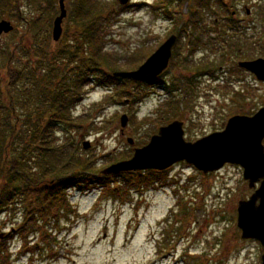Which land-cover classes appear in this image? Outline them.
Returning <instances> with one entry per match:
<instances>
[{"label": "rangeland", "instance_id": "obj_1", "mask_svg": "<svg viewBox=\"0 0 264 264\" xmlns=\"http://www.w3.org/2000/svg\"><path fill=\"white\" fill-rule=\"evenodd\" d=\"M55 1L57 6L58 0ZM101 1L115 6L117 2L120 4L119 0ZM131 1L134 5L125 11L121 12L119 7L113 9L114 19L108 26L110 37L106 39L103 48L105 52H111L119 59L122 68L112 71L104 66L103 71L114 73L138 69L163 43L168 32L174 30L173 33L180 36L179 26L183 22L175 25L172 20L164 17L163 9H168L178 20H184V26H181L183 29L188 26L185 20L191 14L190 7L196 6L197 2L166 0V3H162L157 10H153L151 5L157 0ZM144 1L147 5H137ZM225 3L230 5L229 12L236 10L234 17L247 33L248 39H242L243 53L239 51V47L230 48L225 57L226 61H223L221 52L213 51L211 46H208L198 49L192 55L185 30L175 45L177 50L181 51V54L174 55V59L179 61L180 65L172 61L162 80L166 85L178 78L176 75L185 74L193 78L196 91L188 95L187 91L190 89L187 87L174 91L173 94L161 90L158 92L161 94L160 100L159 97L151 96V92L157 91L158 88L147 89L141 100L135 102L132 97H127L128 94L121 93L123 88L136 93L137 87L132 82L124 83L127 86L120 88L118 84L106 86L86 83L83 90L84 99L81 105L75 106L78 114L76 117L79 120L83 119V124L81 123V127H77L74 132L59 129L56 134L54 133L56 142L65 143L69 153L74 152L82 159L93 157L96 159L98 170L102 171L113 163L130 158L135 147H142L150 141L151 136L155 134L153 130L158 132L159 127L166 123L165 119L171 111L167 109L168 99L176 101L173 107L176 106L177 109L176 112L173 111L175 115L169 117L170 121L174 119L184 121L185 138L188 141H195L211 132L223 130L228 119L235 114L249 115L257 111L264 104V82L236 65L240 60L264 58V0H225ZM23 4L19 7L23 16L29 20L37 17L35 24L37 29L41 30L39 33L41 38L42 34L44 39L50 34L48 40L51 39L52 29L49 32L48 27L54 14L53 6L45 7L46 12L41 13L26 2ZM247 7L250 9L249 14ZM57 9L54 10L56 15L59 14ZM220 9V15L212 17L219 23L227 14L225 7L221 6ZM212 15L205 13L203 18L205 24L202 23L201 28L207 26L208 22V25H211ZM8 19L15 24L16 29L0 37V69L5 76V79H0V90H5V96L0 103V114L5 116L10 114L9 99L6 96L9 80L5 74L7 67L12 65L20 68L24 65L22 72L31 77L33 75L34 85L35 73L34 71L32 74L28 73L26 69H33L32 66L34 69L38 68V65H34L36 64L34 58L29 65V62L27 66L23 64V60L31 55L33 57L35 52L32 47L34 41L31 37L33 31H29L30 26L22 22L20 14L15 12ZM64 24L65 46L68 44L73 46L75 26L66 25L65 22ZM220 25L222 27V24ZM190 27L187 29L194 31ZM212 30L210 35H214L218 29ZM26 33H29L30 37L25 43L31 41L30 48L23 43L15 51L12 62H9L14 44L19 43L21 35ZM194 33L199 34L197 31ZM210 35L204 36L205 41ZM48 42V45L51 42L52 44L47 55L54 58L51 52L55 45L52 40ZM236 45L240 46V43L236 42ZM28 49L32 51L31 54ZM22 55L28 57L24 59ZM40 56L43 57L44 52ZM188 57L192 64H181V59ZM197 62L216 65L212 69L214 75L197 76L195 68L204 64H196ZM48 63L46 62V65ZM62 63L63 65L59 66L61 72L68 71L71 67L75 68L66 60H62ZM57 79H60L59 74ZM54 80L56 81V77ZM29 87L28 93L36 97L37 87ZM240 89H244L248 97L237 103L239 99L237 91ZM20 90L22 89L19 85L16 93ZM129 99L132 101H127ZM2 104L4 107L1 108ZM124 113L130 119L122 132L121 116ZM131 116H134L133 121ZM145 117L155 118L160 122L149 119L141 124ZM2 118L0 117V120ZM3 121L2 119L0 124ZM22 128L25 132L23 122L19 123V130L23 132ZM128 137H133L135 143L130 144ZM84 141H90V147L84 148ZM165 175L163 183L143 188L141 192L132 188L133 191L131 189L127 197H123L120 192V195L114 196L112 190L115 188L111 184L88 188L87 192H82L79 188L69 189L65 192L67 200L80 214L76 219L74 217L60 219L59 226L57 224L54 229L51 228L52 225H48V232H52V237H56L52 249L45 246L47 240L43 234L39 235L40 233L38 235L28 233L30 236L27 235L29 243L26 247L20 237L8 239L15 234L17 224L14 222L15 219L12 220L10 217L6 219V215L3 216L6 225L4 228L0 225V235L4 232L10 233L2 240L8 239L11 251L10 261L3 264H261L264 247L256 239H243L242 231L237 225L239 200L249 198L258 187H249L240 166L228 163L219 171L204 174L192 164L179 162L169 168ZM118 181L121 182L122 177ZM186 207L191 214L188 220L184 221L182 215ZM41 223L47 224L44 221Z\"/></svg>", "mask_w": 264, "mask_h": 264}, {"label": "trees", "instance_id": "obj_2", "mask_svg": "<svg viewBox=\"0 0 264 264\" xmlns=\"http://www.w3.org/2000/svg\"><path fill=\"white\" fill-rule=\"evenodd\" d=\"M196 1V6L190 7L191 14L188 16L190 21L187 24L192 23L193 28L195 26L194 31L199 30V34H194V31H192L189 35H186L191 47L190 53L193 55L198 49L211 46L213 51L221 52L223 61H226L225 57L231 49L239 47V51L243 53L241 47L244 41L242 39L247 38V33L244 31L242 24L233 16L232 11H228L230 5H227L225 0ZM24 2L30 7L33 6L34 9L37 8L41 13L42 11L46 12L45 7L53 6L54 14L50 18L52 22L48 27L50 32L56 17L54 10L57 7L59 9L58 4L55 6V0H0V21L11 18L14 12L20 14L21 21L28 23L30 26L29 31H33L34 43L37 45L39 41L44 42L46 47L43 49L49 53L47 51L50 47L48 41H51V39L46 41L43 34V39L41 38V34H39L41 30L37 29L35 24L37 21L35 18L37 17L29 20L26 16H23L19 7L23 6ZM158 3L161 5L164 2L160 1ZM66 6L68 9V16L65 19L66 25H74L76 31L74 34H84L89 42L90 82L106 86H116L118 84L119 88L120 86H127L124 83L132 82L136 85L137 92L132 93L123 88L121 93L128 94L127 97H132L135 102L139 99L141 100L146 94V89H144L146 87H142L141 82H135L128 78L114 77L113 73L103 71L104 66L112 71L122 68L119 65L121 64L119 59L113 56L111 52H105L103 48L106 45V39L110 37L108 26L114 19L113 9L119 7L120 11H123L125 6L118 4V2L115 6L101 0H68L66 1ZM221 6L227 9V14L220 19L219 23L212 17L220 15ZM165 11L168 12L167 9ZM205 13L206 15L213 14L210 16L212 19L211 25H208V22L207 26L204 25L205 27L201 28L200 26L205 22L203 19ZM37 15L39 14L37 13ZM220 24H222V27ZM212 29H218L214 35H210V31H213ZM206 34L210 35V38L205 41L204 36ZM49 37L50 34L48 35ZM76 41L77 38L75 37ZM236 42L240 43V46L236 45ZM23 43H25V36L22 34L19 43L16 42L14 44V50H12L13 53H11L9 60L15 56V51ZM36 45L33 46L34 49L37 47ZM83 47V45H66L59 48V52L60 55L73 56L77 55ZM28 51L30 54L32 53L30 49ZM180 53L181 51H176V54ZM189 58L183 59L181 64L191 65ZM202 63L204 62H197L196 64ZM212 66L209 63L197 66L195 68L197 76L200 75L199 73H204L202 69H211ZM47 74L49 80L45 78L46 74L42 75L41 82L37 86L35 93L36 97H33L32 93L27 94L26 100L19 99V96H13L8 102L10 114L6 116L0 114V117H3L2 119L4 120L0 124V225L4 228L6 219L9 217L12 220L15 219L14 222L17 224L15 234L8 239L14 236L16 238L20 237L21 240H24V247H26L29 243L27 240L30 234L38 235L40 233L39 235L43 234V237L47 240L45 246L52 249L56 237H52L53 233L48 232V225H52L51 228L54 229L57 224L59 226L60 219H72V217L76 219L80 214L67 200L65 192L69 189H86L111 184L115 188L112 190L114 196L120 195V192L123 197H127L130 195L129 192L132 188L141 192L144 190L143 188L155 187L156 183L164 182L166 175L165 171L152 169L130 171L119 175H103L97 168L96 159L93 157L82 159L75 155L74 152L69 153L65 143H57L54 133L56 134L59 129H63L66 132H74L77 127H81V123L84 120H79L78 117L72 115L73 107L76 106L75 97H72L70 92H66L62 87L56 88L53 84V69L48 71ZM35 75H37V72H35ZM177 80H181L184 86L190 89L187 91L188 94L191 95L196 91L193 78L180 74L178 78L172 80L173 87L176 86ZM167 88L168 90H173L172 86ZM76 92H78V89L75 84L74 95ZM4 96L5 90L1 89L0 103ZM237 96L239 98L237 100L238 103V101L245 100L248 93L245 94L244 89H240L237 91ZM169 106L167 109L171 111L165 119L166 123L170 121L169 117L174 116V112L177 111L176 106L173 107L172 103ZM2 107H4L3 104ZM160 114L162 115L161 111ZM149 119L160 122L158 119L145 117L141 124H144ZM131 120H134V116H131ZM21 122H23L25 132L23 128V132L19 130V123ZM166 123L164 122V124ZM156 132L154 129L153 133ZM122 158L125 159L127 157ZM121 177L122 181L119 182L118 179ZM190 214L191 211L186 207L182 215L184 221L188 220ZM3 216L6 217L5 220H3ZM41 221L47 224L45 225ZM8 239H0V264L10 261L11 251ZM42 245L41 247H43Z\"/></svg>", "mask_w": 264, "mask_h": 264}, {"label": "water", "instance_id": "obj_3", "mask_svg": "<svg viewBox=\"0 0 264 264\" xmlns=\"http://www.w3.org/2000/svg\"><path fill=\"white\" fill-rule=\"evenodd\" d=\"M126 4L129 0H119ZM60 14L54 20L53 39L59 41L63 34V21L67 17L66 0H59ZM249 13V10H248ZM14 24L7 19L0 21V36L14 30ZM177 37L172 35L138 69L116 71L115 77L131 78L137 81H152L168 66L172 48ZM239 65L264 81V58L240 61ZM2 71L0 70V78ZM129 116H121V129L128 125ZM264 106L254 115L231 117L223 131L213 132L195 141L185 138L184 122L174 120L161 126L149 143L137 147L130 159L121 160L102 170L103 174H119L125 171L157 169L164 170L178 161L193 164L207 173L222 168L226 163H237L244 167V177L250 187L263 178L258 189L247 200L239 201L237 224L243 239H257L264 247ZM134 143L132 137L128 138ZM84 148L90 141H84ZM1 237V235H0ZM264 264V253L262 262Z\"/></svg>", "mask_w": 264, "mask_h": 264}, {"label": "flooded vegetation", "instance_id": "obj_4", "mask_svg": "<svg viewBox=\"0 0 264 264\" xmlns=\"http://www.w3.org/2000/svg\"><path fill=\"white\" fill-rule=\"evenodd\" d=\"M36 19V18H35ZM65 22V19H64ZM64 23H63V30H64ZM190 26L192 27V29H195V26L193 28V25L190 24ZM53 28V26H52ZM51 28V29H52ZM174 32V30H172L171 32L167 33V36L164 37L163 42L170 36L172 35ZM64 34V32H63ZM25 42L26 40H28L29 33H26L25 35ZM63 36L60 39V41L55 42L53 41L52 38V32H51V40L53 41V44L55 45V48L52 50L51 55L55 56L54 58L48 57L46 50H44L43 48L46 47L44 46V42H40L39 44H35L37 47H35L34 49V54L33 57L32 55L30 57H28L27 55H22L25 59L23 60V64H25V66H27L32 62V59L34 58L36 64L34 63L35 66L38 65L37 69H26L28 71V73H35L37 72V75H34V79H35V85L33 82V75L28 76L25 72L23 73L22 71L24 70V65L23 67L21 66L20 68H16L12 65H9L7 67L6 70V76L7 78H9V80L7 81V86H6V96H8V99H10L13 96H19V99H23L26 100L27 99V94L30 90V87H37L42 79V75H45V78H48V71H50L51 69H53V80L56 77V81L54 80L53 84L55 85L56 88L62 87V89L66 90V92H70V95H72V97H75V103L76 106L77 105H81V101L84 99L83 95V90L86 86V83H89V66H90V56H89V52H88V48H89V42L86 39V36L84 34H74V36L77 38L76 42H73V46L77 45L80 46L81 44L84 46L83 49L77 54V55H73V56H67V55H60L59 52V48H62L65 46V43L63 41ZM32 39L34 40V35L31 36ZM46 41H48V38L45 39ZM26 46H28V48H30L31 46V41L29 43H25ZM52 42L49 44L51 45ZM33 42H32V47L34 46ZM69 45V44H68ZM44 50V51H43ZM48 51V50H47ZM42 52H44V56L41 57L40 55H42ZM49 54V53H48ZM14 59V57H11V59L9 60V62H12V60ZM62 60H66L68 61V63L73 64V67H75L74 69L69 68L68 71L65 72H61L59 69V66L63 65ZM25 62V63H24ZM46 62H49L46 65ZM52 64H54L52 66ZM25 70V71H26ZM26 71V72H27ZM32 74V73H31ZM58 74L60 75V79L58 80ZM17 75V78H16ZM26 75V76H25ZM4 76V74H3ZM3 79H5V76L3 77ZM161 82L160 79L154 81L152 84L153 85H158ZM50 83V81H49ZM75 84L77 85V89L78 92L75 93L74 95V86ZM20 85V90L18 93H16V89L18 88V86ZM14 88V89H12ZM29 89V90H28ZM32 90V89H31ZM37 90V89H36ZM18 94V95H17ZM73 99V98H72ZM72 115L76 116L78 114H76V110L75 107H73L72 110ZM260 184V181L257 183V185Z\"/></svg>", "mask_w": 264, "mask_h": 264}]
</instances>
